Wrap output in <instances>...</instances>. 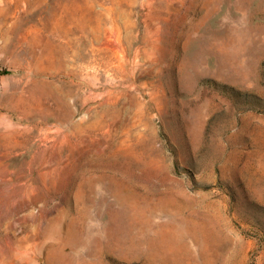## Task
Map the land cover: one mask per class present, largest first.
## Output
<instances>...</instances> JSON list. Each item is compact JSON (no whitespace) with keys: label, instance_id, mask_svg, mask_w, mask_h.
Here are the masks:
<instances>
[{"label":"rangeland","instance_id":"rangeland-1","mask_svg":"<svg viewBox=\"0 0 264 264\" xmlns=\"http://www.w3.org/2000/svg\"><path fill=\"white\" fill-rule=\"evenodd\" d=\"M0 264H264V0H0Z\"/></svg>","mask_w":264,"mask_h":264},{"label":"trees","instance_id":"trees-1","mask_svg":"<svg viewBox=\"0 0 264 264\" xmlns=\"http://www.w3.org/2000/svg\"><path fill=\"white\" fill-rule=\"evenodd\" d=\"M5 74H9L8 72H5Z\"/></svg>","mask_w":264,"mask_h":264}]
</instances>
